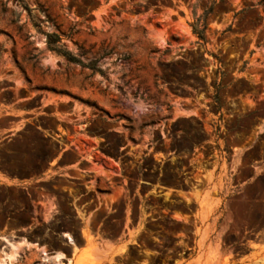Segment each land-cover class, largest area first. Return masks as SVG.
Here are the masks:
<instances>
[{"label":"rangeland","instance_id":"obj_1","mask_svg":"<svg viewBox=\"0 0 264 264\" xmlns=\"http://www.w3.org/2000/svg\"><path fill=\"white\" fill-rule=\"evenodd\" d=\"M60 151L13 264H264V0H0V170Z\"/></svg>","mask_w":264,"mask_h":264},{"label":"crops","instance_id":"obj_2","mask_svg":"<svg viewBox=\"0 0 264 264\" xmlns=\"http://www.w3.org/2000/svg\"><path fill=\"white\" fill-rule=\"evenodd\" d=\"M12 115V114H9ZM16 116V115H13ZM63 152V151H62ZM60 154L61 151L57 154L55 158L51 162L48 163L46 171L44 174L37 176V177H29V178H18L16 176L9 175L3 171L0 170V186H6V187H17V188H26L27 186H31L34 184H38L42 180L46 179L47 177H51L52 175H62L64 171H72L73 164H69L67 162L62 163H54L56 160H60ZM47 203L49 204L46 207V212L48 215L53 214L54 209L51 208L53 206V202H51V199L47 200ZM46 203V204H47ZM1 233V230H0ZM10 235V234H5ZM0 236H4L1 235Z\"/></svg>","mask_w":264,"mask_h":264},{"label":"bare ground","instance_id":"obj_3","mask_svg":"<svg viewBox=\"0 0 264 264\" xmlns=\"http://www.w3.org/2000/svg\"><path fill=\"white\" fill-rule=\"evenodd\" d=\"M63 236L68 239L69 243H71V238L67 233H63ZM22 240L23 239L12 240L6 235L0 236V241L3 242V245L0 248V264H13L17 260V258L20 257V250L22 246H24V241ZM38 250H40L42 255H46L45 250H43L42 248H39ZM53 257L57 262H59V264H63V255L61 253L55 252Z\"/></svg>","mask_w":264,"mask_h":264},{"label":"trees","instance_id":"obj_4","mask_svg":"<svg viewBox=\"0 0 264 264\" xmlns=\"http://www.w3.org/2000/svg\"><path fill=\"white\" fill-rule=\"evenodd\" d=\"M203 28H204V25H203ZM203 28L201 30H199V31H196V28L193 27V31L198 34L200 39H203V35H202ZM59 41H60V38H59V36L57 34L50 33V34L47 35V43L51 47V49H53L56 52L64 55L66 57V59H68L69 61L79 63L78 59H76L74 56L70 55L68 53V51H66L62 47L61 44H58ZM89 65L92 66L93 62H90Z\"/></svg>","mask_w":264,"mask_h":264}]
</instances>
